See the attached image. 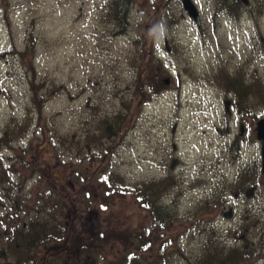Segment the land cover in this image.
I'll return each mask as SVG.
<instances>
[{"label": "rangeland", "instance_id": "obj_1", "mask_svg": "<svg viewBox=\"0 0 264 264\" xmlns=\"http://www.w3.org/2000/svg\"><path fill=\"white\" fill-rule=\"evenodd\" d=\"M131 2L121 33L103 18L104 0H0V134L5 124L29 121L24 134L0 146V239L14 218L28 223L58 194L59 217L70 218L68 200L96 192L105 174L117 172L129 184L168 175L161 202L176 213L162 237L169 264H191L209 226L226 244H236L243 227L258 254L250 264H264V177L255 135L264 116V0L241 2L235 17L216 0H193L198 24L181 0ZM137 71L154 79L156 91L147 84L144 95L136 92ZM222 76L252 88L227 90ZM48 91L39 112L36 96ZM117 112L120 128L97 143L98 119ZM87 133L96 141L78 154L58 140ZM90 151L94 157L86 159ZM244 176L248 181L233 189ZM9 190L25 198L18 215ZM107 199L105 209H83L74 222L91 228L94 219L105 220L96 230L116 236L104 253L112 257L147 214L129 192ZM158 239L145 253L156 251ZM45 248L36 254L52 253Z\"/></svg>", "mask_w": 264, "mask_h": 264}, {"label": "trees", "instance_id": "obj_2", "mask_svg": "<svg viewBox=\"0 0 264 264\" xmlns=\"http://www.w3.org/2000/svg\"><path fill=\"white\" fill-rule=\"evenodd\" d=\"M241 2V0H216L217 8H223L229 15L234 17L241 9ZM104 4L103 18L112 24H116L115 27L122 33L129 25L127 17L129 8L132 5L131 0H104ZM142 70H144L143 67L140 71ZM140 71H137L138 76H136V82L134 83L136 92L138 91L140 95H144L146 90L143 88L147 84H152L151 90L156 91L155 87L158 84L154 82V79L153 81L152 79L145 81V75ZM151 78H153V75H151ZM222 79L226 80L224 76H222ZM230 80L229 83L226 80L223 85L227 90L234 88L238 92L241 88L237 87L238 90L235 87L237 81L233 80L232 77H230ZM251 88L252 86L249 87L247 84L240 91H250ZM47 94L49 95L50 91L43 94L39 93V96H36L38 100L36 108L38 110L46 100ZM122 118V114L117 112L111 118L102 117L98 119L94 126L95 130H98L95 135L96 138H99L98 141L90 133H87L82 138L83 140L74 139L73 135L69 137L59 136V143L67 146L74 144L75 153L78 154L81 147L88 149L90 142L96 141L98 143L101 137L108 138L113 135L120 128ZM28 123L29 121L25 119V122L5 124L1 131L2 134H0V146L10 143L9 141L18 134L19 136L24 134ZM85 157L86 159H92L94 154L90 151L88 156L85 153ZM25 164L27 165V162ZM10 169H14V163L8 165L4 171ZM168 178L170 176L166 175L160 180L129 184L117 172L105 174L99 183V188L97 189L98 185L95 186L96 192L92 194L89 190L91 193L89 192L90 194L85 196L84 199L70 198L68 200L70 202L68 204L70 218L59 217L64 204V202H59V199L62 198L61 194H58V199L49 206L47 202H42L36 210L37 215H32L28 223L17 224L16 218H14L15 220L10 224L11 227L3 231V237L0 239V264H169L172 258L166 251L167 240L162 242V237L164 228H168L169 223L176 218V213L175 210H171V207L161 202L164 192L170 188ZM244 180L247 182L248 178L244 176L238 182H234L233 189L235 187L238 190L241 189L242 187L238 188L239 182H242V186ZM14 188L15 193H17L20 189L19 184L15 185ZM84 188L88 190L87 187L84 186ZM10 191L7 196L14 204L12 212L17 214L23 209L22 204L25 206L27 204L23 195L20 193L10 194ZM127 192L130 196L133 195L139 208L144 209L147 220L142 225L140 224L138 228L134 227L133 230H127V247L124 248L123 252L121 251L119 254L114 252L112 257H108L104 253L108 246L113 245L116 236L113 235L111 230L105 234L103 231L96 230L97 228L101 229V225L106 221L99 220V218L94 219V221H97L94 223L96 226L91 228L87 225L86 227L79 226V223L74 221L80 218L83 209L90 212L91 208L96 207L101 211L105 209L107 197L111 198L113 194L121 196ZM45 205L48 207H45ZM244 224V227L248 226V223ZM202 231L204 237L200 248L193 256L194 260L191 264H250L255 257H258L254 250V244H252L251 239H248L243 227L242 230L236 233V244H226L220 238L221 236L212 231V226L202 229ZM157 237L161 241L155 245L156 251L149 254L145 253L148 248H151V245L159 240ZM168 237L166 236V238ZM107 242L111 243L107 244ZM41 244L46 246L44 252L51 251L52 253H42L41 256L36 254ZM169 244H172V240H169Z\"/></svg>", "mask_w": 264, "mask_h": 264}, {"label": "water", "instance_id": "obj_3", "mask_svg": "<svg viewBox=\"0 0 264 264\" xmlns=\"http://www.w3.org/2000/svg\"><path fill=\"white\" fill-rule=\"evenodd\" d=\"M244 5H246L247 0H241ZM181 5L182 8L187 10V15L192 17V19L195 21L196 24L199 23V19H198V9L196 8V5L193 3V0H181ZM227 103L228 101H226L224 103V107L227 108ZM257 121L255 122V130H256V138L261 140L260 143V147H259V151H260V171L262 172V176L264 177V116L262 117H258L256 119ZM240 123H238V136L240 137V140H242V134L245 132L244 131V125H243V121H241V119H239ZM176 158H172L171 162H170V167L173 166L174 162H175ZM230 210H226L223 214L224 215H229Z\"/></svg>", "mask_w": 264, "mask_h": 264}]
</instances>
